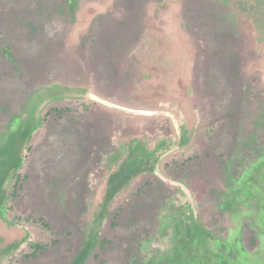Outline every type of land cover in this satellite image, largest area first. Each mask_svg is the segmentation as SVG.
Instances as JSON below:
<instances>
[{
    "label": "rangeland",
    "instance_id": "obj_1",
    "mask_svg": "<svg viewBox=\"0 0 264 264\" xmlns=\"http://www.w3.org/2000/svg\"><path fill=\"white\" fill-rule=\"evenodd\" d=\"M15 161L0 264H264V0H0Z\"/></svg>",
    "mask_w": 264,
    "mask_h": 264
},
{
    "label": "trees",
    "instance_id": "obj_2",
    "mask_svg": "<svg viewBox=\"0 0 264 264\" xmlns=\"http://www.w3.org/2000/svg\"><path fill=\"white\" fill-rule=\"evenodd\" d=\"M18 161L16 163H14L13 166H10V167H6V169L3 171L2 175H1V179H0V190L2 188V185H3V182H4V179L7 177V174L14 168H17L18 167ZM129 177H127L126 179H124V182L120 183L118 186H116L112 191L111 193L109 194V197H112L115 195V193L118 191V189L123 185V183H125L127 181Z\"/></svg>",
    "mask_w": 264,
    "mask_h": 264
},
{
    "label": "water",
    "instance_id": "obj_3",
    "mask_svg": "<svg viewBox=\"0 0 264 264\" xmlns=\"http://www.w3.org/2000/svg\"><path fill=\"white\" fill-rule=\"evenodd\" d=\"M95 98H97V97H95ZM98 100H100L99 98H97Z\"/></svg>",
    "mask_w": 264,
    "mask_h": 264
}]
</instances>
